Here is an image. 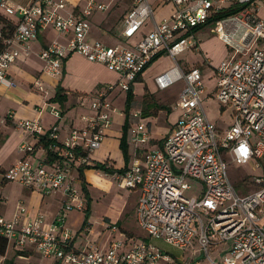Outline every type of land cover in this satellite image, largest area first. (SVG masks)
<instances>
[{
    "label": "built area",
    "instance_id": "built-area-1",
    "mask_svg": "<svg viewBox=\"0 0 264 264\" xmlns=\"http://www.w3.org/2000/svg\"><path fill=\"white\" fill-rule=\"evenodd\" d=\"M167 1L173 5L171 12L156 18L152 0H130L121 26L123 38L109 44L90 36L92 15L109 7L104 1L84 0L81 8L73 9L67 0H31L28 4L0 0L1 9L18 15L11 37L2 38L0 28V83H12L7 77L10 67L19 56L30 53L31 41L46 29L65 35L63 40L52 39L38 53L46 75L59 78L64 60L74 52L103 63L118 75L115 82L78 94L81 101H89L90 111L81 114L82 125L72 126L64 138L58 121L45 130L40 117L15 119L24 135L17 147L23 155L4 170V178L43 194L60 193L63 200L48 225L42 214L28 218L24 205L11 217L0 214V236L7 242L32 245L54 264L170 262L171 255L153 239H163L182 250L196 241L208 264H264V176H254L252 183L258 188L240 195L229 177L226 160L248 163L257 159L255 166H260L264 157V21L258 14V0ZM233 5L240 9L212 23L218 37L230 47L215 68V95L222 105L232 106L233 119L218 129L203 105L206 86L202 70L198 66L183 68L176 56L197 46L195 26ZM147 22L150 30L129 42ZM163 53L173 57L175 64L155 75L157 88L165 90L179 81L183 86L175 103L180 110L176 125L161 146H154L143 109L132 105L124 110V105L137 77ZM32 86L46 93L40 77ZM118 98L121 105L115 103ZM44 107L61 118L55 103L47 100ZM115 113L129 119L131 151L124 171L105 174L119 187L139 189L136 220L147 238L130 239L120 233L106 248L76 249L75 233L66 225V217L71 210L85 208L79 168L89 164ZM9 118L14 119L12 111L0 115V123ZM190 180L198 184V195L185 194L193 188ZM109 228L118 231L116 223H110ZM222 242H228L229 249L212 258L209 247Z\"/></svg>",
    "mask_w": 264,
    "mask_h": 264
},
{
    "label": "crops",
    "instance_id": "crops-1",
    "mask_svg": "<svg viewBox=\"0 0 264 264\" xmlns=\"http://www.w3.org/2000/svg\"><path fill=\"white\" fill-rule=\"evenodd\" d=\"M128 1L130 4V0ZM152 1L155 7L156 18H160L161 16L170 13L173 8V5L167 0ZM8 2L28 4L31 2V0H8ZM67 2L68 7L73 9H79L84 4V0H67ZM99 12L103 11L95 12L91 17V39L99 38L109 44L121 41L123 38L121 36L122 27H120L119 34L113 36L112 38L97 35L93 22L97 20L96 18L102 17L103 14L100 16L98 15ZM0 13L8 15L13 19H18V15L8 14L1 8ZM150 28L151 24L149 22L145 23L141 27L139 34L129 39L128 41L135 42L144 33L148 32ZM194 37L197 40V46L188 47L184 50H188L189 48H196L198 50H201L202 43L200 39L195 35ZM52 39L63 40L65 39V35L58 33L53 29H46L41 31L37 38L31 41L30 53L28 55L19 56L16 62L10 67L7 77L12 83H0V115H5L9 111H12L14 113V119L9 118L7 122L0 123V214L6 217H11L16 212L19 205H24L28 209V218H34L37 214H42L44 216L43 223L45 225L51 223L57 212L60 210L63 196L60 193L43 194L39 190L24 186L17 181L7 180L3 175L4 170L10 167L23 155L18 151L17 147L19 142L24 138V135L22 131L16 126L15 119L40 117L45 130H47L53 123L58 121L60 137L64 138L72 126L82 125L80 116L78 118V116H76L74 112V110H77L75 108H78V106H85L81 103L82 101L79 99L78 94L87 92L90 93L99 85L112 82L105 80L100 71L103 67L108 68L106 65L100 62L89 61L77 52L71 53L66 57L63 64V73L59 78H52L49 75L43 73L41 70L42 61L40 60L38 53ZM226 56H224L223 58H225ZM222 59H220V61ZM77 60H83V62H86L90 66H93L94 73L87 77V83H84L82 81L74 82L75 80L73 79V76L75 75V73L78 70L84 71L80 69V67L76 64ZM218 63L215 65L217 66ZM179 64L183 68L198 66L201 70V67L203 66L199 62L193 64ZM216 66L214 67V69L216 68ZM36 77H40L43 83L45 82L49 88H52V90L49 91L47 86H45L44 84L43 85L46 89V93L36 90L32 86V83L36 79ZM140 77L142 78V74ZM117 78L118 75L116 79ZM116 79L113 81H116ZM135 82L133 84L134 91ZM58 84H60L64 88V91L62 92L64 100L61 102L52 100ZM47 100L55 103L59 107L61 111V118L59 120L50 113L48 108L44 107V103ZM117 100L120 101L121 105V99L118 98ZM139 100L141 101V99ZM154 104L155 105L152 107H155L156 110L151 112V108L148 111V114L144 113L145 110L142 106H140V108L143 109V115L150 125L151 144H153L154 146H161L163 143V139L175 127L177 121L174 123H166L164 120L168 117V113L164 112L163 115L165 117L163 116V121L161 123L162 130H155V124L158 122L157 117H159L158 115L160 111L162 109H165L163 107L158 108L159 104H156L155 102ZM114 116H120L121 118H123V121L119 123L118 127H115L112 123L111 126L105 131L106 134L100 146L96 148L90 155L91 157L89 164L94 162L108 161V163L112 164V166L115 168H121L125 166L126 159L121 147V141L124 136L125 143L127 144V154L129 156L131 151L128 143L129 122L127 124L126 132L124 133L123 124L126 117L121 113H117L116 115L114 114L113 117ZM221 129H223V127H221ZM40 152L41 151H38L37 153L40 154ZM78 176L79 186L80 188H83L84 185L82 183V178L80 175ZM83 180L85 188L89 194V208L92 207V205L90 204V198H92V187L94 190H96L97 192H102V194L104 195L111 192L114 186H117L112 176L96 170L93 167L83 168ZM118 188L119 193L116 195V200H119V202H121L122 210L125 208H127V210L132 209L133 212H135L136 220V205L139 195V189L127 187ZM84 199L87 203V195L84 196ZM110 213V211L104 210L102 214H99V216H97L90 210L87 218V224L85 225L84 211H77L75 209L71 210L66 217V225L75 233V237L73 240L74 247L76 249H82L90 246L106 248L109 245L110 240L114 237H119L120 233L125 234V236L129 237L130 239L147 238L146 233L142 229L141 230L144 232V235L140 236L141 238H138V235L136 234L128 232L127 229L130 228L123 225V222L121 220L122 215L120 216V214L116 215V218L118 219L116 224L118 225V231H120L119 233L118 231L112 232L109 228L110 224H108L109 220L111 219ZM152 241L163 250L172 252L178 251V255L180 254L179 256L182 257L180 261L179 256L177 259H174V256H172V260L170 262L160 261L159 264H178L179 262H182V259H184V252L188 247L182 250L163 239H153ZM191 245L198 246L196 241H194ZM200 259H202L201 256H199L197 260L200 261ZM54 262L55 261L52 258L41 257L32 245L18 246L12 242H7L4 252H0V264H54Z\"/></svg>",
    "mask_w": 264,
    "mask_h": 264
},
{
    "label": "rangeland",
    "instance_id": "rangeland-1",
    "mask_svg": "<svg viewBox=\"0 0 264 264\" xmlns=\"http://www.w3.org/2000/svg\"><path fill=\"white\" fill-rule=\"evenodd\" d=\"M101 1L108 3L109 7L103 12H99L98 15L101 16L103 14L104 16L102 15L101 18H96L97 20L93 22L94 28L97 32V35L112 38L113 36L119 34L124 16L129 8V1ZM258 4V14L264 21V0H258ZM213 28L214 26L212 23H207L196 29L194 31V35L197 36V38H199L202 43L201 50H198L196 48L182 50L176 56V59L179 63L193 64L199 62L201 65H203L201 68L203 73V82L206 86V93L203 95V105L207 112L208 118L216 125L218 129H221V127H227L231 123V119H233L232 106L230 104L222 105L221 103H219L215 95L216 76L214 67L216 66L215 64L220 61V59L229 54L230 47L225 44L219 37H217V34ZM174 60L175 59L168 54L159 55L145 67L142 72V79L135 82V91L132 101L133 103H136L137 101H139V99H141L142 105L147 106V102L153 101L156 104L162 105L161 107L165 109H162L158 115L159 117H157L158 122L155 124V130L157 131L162 130L161 123L163 121L164 112L168 113V117L164 120L166 123L176 122L180 115V110L179 108L175 107V103L177 101L178 94L183 86V82L179 81L165 90H160L157 88L154 81L155 75L162 73L166 70L165 68L175 64ZM76 64L80 67V69L84 71H79L77 69L78 71L73 76V79L75 80L74 82L82 81L84 83H87V77L94 73L93 66H90L86 62H83V60H77ZM100 71L105 80L115 82L113 80H115L117 77L116 72L106 67H103ZM43 84L47 86L49 91L52 90V88H49L45 82ZM81 103L85 106L80 105L78 106V108H75L77 110H74L78 118L79 116H81V114L90 111L88 100L85 99ZM115 103L120 105L119 100L115 101ZM151 108V112L156 110L155 107H147L146 110L149 111ZM116 114L117 113H115V115ZM121 121H123V118H121L120 116H114L112 123L115 127H118ZM226 160L229 177L240 195L252 192L258 188V186L252 183V179L256 175L264 176V157L259 160L260 166H255V162H258L257 159H253L248 163L233 162L229 158H226ZM191 182L193 183V188L186 190L185 194L198 195V184L194 183L193 181ZM118 187V185L114 186L111 192L104 195L102 194V192H97L92 187V198H90V204L92 205V207L90 208V210L97 216H99V214H102L104 210L110 211L111 219L109 220L108 224L117 223L118 219L116 218V215H122L121 220L123 222V225L130 228L127 229L128 232L136 234L138 235V238H141L140 236H143L144 232L141 230L137 221L135 220V212H133L132 209L127 210V208L122 210L121 202H119V200H116V195L119 193ZM81 191L83 195L86 196V192L83 188H81ZM212 247H209V254L212 258H219L221 257L223 252L229 249L230 244L228 242H222L218 244V246ZM165 251H167L171 255V257L174 256V259H177L180 255H178V251ZM203 253L204 250L199 249L198 246L191 245L185 250L184 259H182V262H179L178 264H192L197 261L199 256H201L202 259H200V262L198 264H208L207 259L203 258ZM179 258L181 261L182 257L179 256Z\"/></svg>",
    "mask_w": 264,
    "mask_h": 264
},
{
    "label": "trees",
    "instance_id": "trees-1",
    "mask_svg": "<svg viewBox=\"0 0 264 264\" xmlns=\"http://www.w3.org/2000/svg\"><path fill=\"white\" fill-rule=\"evenodd\" d=\"M240 9V6L238 5H233V6H229V7H224V9H222L221 11H218L216 12L215 14H213L212 17L209 18V20L204 23V24H207V23H213V21H215L216 19L218 18H221L223 16H227V15H230V14H233L235 12H237L238 10ZM17 21L18 19L16 18H12L8 15H5L3 13H0V28L2 30V38H8V37H11L12 34H13V31H14V28L17 24ZM204 24H200V25H197L193 28V31H195L196 29L200 28L202 25ZM160 54L156 55L153 59L157 58ZM152 59V60H153ZM141 75H139L137 77L136 80H141L142 78L140 77ZM64 91V88L58 84L57 87H56V92H55V95L52 97V100H57V101H63L64 100V96H63V92ZM133 97H134V88H133V85L131 86L130 90L127 92L126 94V101H125V105H124V110H127L130 106H142L143 109L145 110V114H148V111L146 110L147 107H152L154 106V102L153 101H149L147 102V106H143L142 105V100L140 101H137L136 103H133ZM158 106V105H157ZM162 105H159L158 108H161ZM129 122V119H125V122L123 124V130H124V133L126 132V129H127V124ZM121 147L123 149V152H124V156H125V159H126V164L124 167H121V168H115L112 166V164H109L108 161H104V162H94V163H90V164H86L84 165L83 167H80L79 168V175L81 176L82 178V183H83V188L86 192V195L88 197V202L85 204V208H84V212H85V220H84V224L86 225L87 224V218H88V215H89V211H90V208H89V194H88V191L86 190L85 188V184H84V180H83V168L85 167H93L94 169L96 170H99V171H102L104 173H113V172H122L124 171L127 163H128V160H129V156L127 154V144L125 143V139H124V136L122 138V141H121ZM6 245H7V239L3 236H0V252H4L5 248H6Z\"/></svg>",
    "mask_w": 264,
    "mask_h": 264
}]
</instances>
